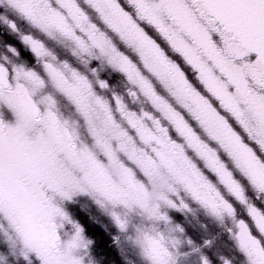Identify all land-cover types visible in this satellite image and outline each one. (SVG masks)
I'll use <instances>...</instances> for the list:
<instances>
[{"label": "snow or ice", "instance_id": "snow-or-ice-1", "mask_svg": "<svg viewBox=\"0 0 264 264\" xmlns=\"http://www.w3.org/2000/svg\"><path fill=\"white\" fill-rule=\"evenodd\" d=\"M0 9V33L15 44L0 59V88L5 78L39 87L69 71L82 90L106 97L127 121L119 138L128 155L109 151L105 163L143 184L147 174L137 167L134 146L142 141L158 145L180 169L182 191L163 198L162 209L145 205L135 182V203L110 196L109 205L86 187L63 194L56 212L92 235L83 245L88 264H188L192 256L198 264H264V0H0ZM22 60L26 65L18 67ZM42 103L32 99L33 115ZM0 117L14 119L3 105ZM84 204L115 229L110 243L119 262L104 245L108 230L86 231ZM138 204L148 220L133 217ZM197 208L229 235L231 255L206 252L208 241L195 246L172 216L185 218ZM130 218L142 227L133 229ZM133 231L147 234L143 246ZM17 234L11 225L0 239V264H46Z\"/></svg>", "mask_w": 264, "mask_h": 264}, {"label": "flooded vegetation", "instance_id": "flooded-vegetation-1", "mask_svg": "<svg viewBox=\"0 0 264 264\" xmlns=\"http://www.w3.org/2000/svg\"><path fill=\"white\" fill-rule=\"evenodd\" d=\"M42 22L46 21L42 20ZM59 46L67 47L63 44ZM6 50V47L0 46V59L6 56ZM53 63L57 62L53 61ZM61 71L63 75L60 80L54 82L49 78L47 81V103L39 105V116L31 113L27 103V100L32 102L33 98L43 100L39 87H35L23 78L17 86L15 80L9 83L5 78L6 84L0 88V105L7 107L14 115L12 121L0 117V215L8 212L7 218L16 228H21L23 225L35 226L37 230L32 235H37L39 243L46 252L52 244L50 237L53 232H56L59 239V232L51 223L52 220L46 219L40 223L36 214L41 208L53 203L52 199L47 197V188L51 190L52 195L57 194L56 189L53 188L59 182L63 185V182L71 183L74 188H78L79 184H81L79 188L84 184L101 188V172L96 170L97 167H90L93 158L87 157L90 154L86 151V147L90 145L89 136H87L90 125H86L87 123L80 119L82 124H76L74 114L80 115L79 111H119L118 106L112 108L110 104L109 107L99 108L101 101L99 104H91L89 95H86L87 91L83 90V94L81 91L82 95H79L80 87L74 86L72 74L63 69ZM61 85H63L64 94H67L71 101L74 100V103L77 101L76 104L72 102V106L70 103V106L60 109L50 103L51 95L53 97L61 95ZM76 96L78 97L74 98ZM49 104L55 116L54 123L47 118ZM137 107H141L138 102ZM110 127L113 132H116L117 138V127L109 125ZM121 141L112 140L110 144L113 143L116 146L117 142ZM95 143L102 144L101 139L97 137L94 140ZM131 147L132 145L129 151ZM158 152L160 153L157 154L158 165L154 170L158 172L163 183L166 181V175H171L173 178L170 177L169 180L173 179L176 183L180 173L179 167L174 169L175 163L171 167L165 166L164 150L158 149ZM177 185L182 189L181 185L176 183ZM146 197L145 201L148 204L149 197L147 195ZM1 218L3 217L0 216V222H2ZM210 223L213 224L211 221ZM41 230L45 237L41 235ZM17 236L22 237L19 231Z\"/></svg>", "mask_w": 264, "mask_h": 264}, {"label": "rangeland", "instance_id": "rangeland-1", "mask_svg": "<svg viewBox=\"0 0 264 264\" xmlns=\"http://www.w3.org/2000/svg\"><path fill=\"white\" fill-rule=\"evenodd\" d=\"M2 11V9H0ZM2 23V22H0ZM9 37L15 39L12 33H6ZM5 33H0V46H4L6 48L15 47V44L9 43V40L4 39ZM24 56L28 58L29 61H32L31 53H29L26 49L24 50ZM34 62V61H33ZM26 65V61H21L18 67H24ZM69 74V73H68ZM71 74V72H70ZM72 76V75H71ZM74 86L76 87V81L72 76ZM78 86V85H77ZM62 89L61 95L59 94L57 97L50 96V103H53L54 106L63 109L62 107L73 105L72 102L74 100H70L69 96L64 94L63 85L60 86ZM39 89L42 93V99L47 101V81L43 82ZM60 90V89H58ZM83 90L80 88L79 95H82L80 92ZM86 92V91H85ZM78 95V96H79ZM86 95L90 97L91 104H99L101 101L102 104L99 108L109 107V102L106 97L99 96L94 91H87ZM78 96L74 97L77 98ZM59 97V98H58ZM92 97V98H91ZM93 101V102H92ZM77 102V101H76ZM76 102L74 104H76ZM80 115L74 114V121L76 124H82L80 120H83L86 125H90V131L87 133L89 136V143L86 147V151L90 152L87 157H92L93 161L90 163V167L96 168L98 172H101V188H96L95 186H86L83 187L88 188L91 192H93L98 198L102 199L105 203L111 204V201L108 199L110 196H117L118 199L130 201L135 203L138 199L135 190H130L133 182H135L136 188L140 191L141 197L140 199L145 205H157L161 209L164 207V199H171L173 196H176L179 191H182L178 185L176 186L175 180L170 179L173 178L171 175L165 176V183H163L161 177H159L158 172L155 166L158 165L157 162V150L161 149L158 145H152L143 143L142 141H134V146L136 149L137 156V167L146 172V180L141 184L140 181H135L134 174H130V171L125 170V168L113 164L112 162L105 163L104 157H106L107 153L111 151L113 154L120 153L121 155H128V152H122L121 143L127 144V141L119 138V133L121 130L127 131L126 125L127 121L121 117H119V111H79ZM113 123V124H112ZM109 125H113L117 127L118 133L117 138L115 137L116 132L112 131V127L109 128ZM101 139V143L97 145L94 144V140ZM122 140L121 142H117L116 146L111 143L112 140ZM128 149H130V145H128ZM162 150V149H161ZM165 155V166L171 167L173 165V161L170 157ZM116 167V168H115ZM178 166L174 169H176ZM86 168V167H85ZM83 169V168H82ZM95 170V171H96ZM94 171V170H93ZM122 172V173H120ZM119 177V178H118ZM150 177V178H149ZM64 185L59 182L58 185L53 188L56 189V195H52V192L49 188H47V197L52 199V204L45 208H41L36 212L40 223H43L46 219H51L55 229L59 232V239L55 245V250L45 251V249L41 246L37 239V235H32L33 232H36L35 226H25L17 227L18 231L21 233V236H17V241L20 244H31L39 250L43 256L45 257L46 264H88V258L84 256V248L83 245L87 244L89 240H91L92 235L89 237L85 236L83 233L79 232L78 225L74 222L75 218H68L66 216H62L56 212V209L63 207V194H75L74 188L72 184L63 182ZM79 187L81 184L78 185ZM78 187V188H79ZM175 189V191H172ZM146 195L149 197L148 204L146 203ZM118 207L117 214L123 211V208ZM82 210L84 211L85 216H87V220L85 224L89 226L86 231L89 233H93L95 231L108 230L104 232L105 240L112 248L114 256L117 258L119 262V253L116 250L115 245L110 243L111 236L115 234V229H112L110 222H101L88 210V206L86 204L81 205ZM8 212H5L4 215H0L1 221L8 219ZM132 215L135 218H140L142 221H146L149 219L146 210L137 205L134 211H132ZM174 220L182 225L184 228V232L187 238L191 239L195 246H202L206 241L211 242L210 249H204L206 252L210 253H222L224 255H231L230 249L233 247V243L229 238V235L222 228L213 227V225H217V222L210 217L205 211L202 209H196L191 212L190 215H185V218L181 217L177 213H172ZM210 221L213 223L211 224ZM129 224L133 229H140L142 224H132L131 218L129 220ZM48 225V224H43ZM211 226V227H209ZM34 227V228H33ZM9 226L4 224L0 226V239L4 237V233L8 231ZM134 237V239L138 242V246H143L145 243L144 237L147 235L144 232L137 233L133 231L130 233ZM167 235V232H165ZM173 239H179V235L173 233ZM187 250V249H186ZM130 258L135 259L134 255H132L131 250H129ZM188 264H198V258L196 256H192Z\"/></svg>", "mask_w": 264, "mask_h": 264}, {"label": "water", "instance_id": "water-1", "mask_svg": "<svg viewBox=\"0 0 264 264\" xmlns=\"http://www.w3.org/2000/svg\"><path fill=\"white\" fill-rule=\"evenodd\" d=\"M5 84H6V83H5V80H4L3 85H5ZM27 103H28L29 108H31V107H30V105H31V101L27 100ZM41 235H42V236L45 235L44 232H43V230H41ZM44 237H45V236H44ZM50 239H51V241H52L51 249H53V248L55 247V242L58 240V239H57V234H56V232H53V233H52V236L50 237Z\"/></svg>", "mask_w": 264, "mask_h": 264}, {"label": "trees", "instance_id": "trees-1", "mask_svg": "<svg viewBox=\"0 0 264 264\" xmlns=\"http://www.w3.org/2000/svg\"><path fill=\"white\" fill-rule=\"evenodd\" d=\"M95 232H98V231H95ZM95 232H93V233H95ZM104 245H105V246H108V247L110 248V250H111V255H112L113 257H115V256H114V253H113V251H112L111 246L109 245V243H107V240H105V239H104Z\"/></svg>", "mask_w": 264, "mask_h": 264}]
</instances>
